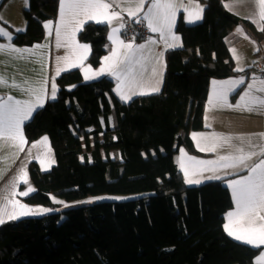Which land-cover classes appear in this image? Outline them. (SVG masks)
<instances>
[{
	"label": "trees",
	"instance_id": "16d2710c",
	"mask_svg": "<svg viewBox=\"0 0 264 264\" xmlns=\"http://www.w3.org/2000/svg\"><path fill=\"white\" fill-rule=\"evenodd\" d=\"M199 1L204 4L200 22L188 25L178 18L175 31L183 44L165 53L160 92L124 103L114 93L112 77L84 80L74 68L54 79L55 98H48L23 127L28 143L46 135L55 157L48 171L28 164L34 191L23 198L27 203L56 208L52 196L141 195L2 223L0 264L253 262L259 248L225 232V213L233 205L225 178L188 185L174 154L181 146L199 154L190 132L204 128L210 81L251 69L234 71L227 35L243 25L260 51L264 32L227 11L223 0ZM57 5L58 0H29L25 29L14 31V43L41 41L43 21L55 18ZM107 30L106 23L87 22L78 33L79 41L90 45L92 66L109 50ZM116 150L118 155L112 154Z\"/></svg>",
	"mask_w": 264,
	"mask_h": 264
},
{
	"label": "crops",
	"instance_id": "0c3cea01",
	"mask_svg": "<svg viewBox=\"0 0 264 264\" xmlns=\"http://www.w3.org/2000/svg\"><path fill=\"white\" fill-rule=\"evenodd\" d=\"M68 2L70 0H64L65 5ZM102 2L112 4V7L107 10H97L93 20H88L84 16L78 17V19L84 20V25L87 22L97 23V20L103 21L105 13L109 16L113 11L120 13L119 18H111L106 23L108 25L109 50L101 57L97 66H92L87 62L90 53L89 43L78 39V33L83 25L74 34H72V28L75 27V21H73L71 27L65 29V21L70 19V14L65 7L63 19L61 18V0H58L55 18L43 21L44 35L41 41L30 45L14 43V31L19 32L17 29H20V31L25 29L26 20L23 11L27 9L29 0H0V33L6 34H0V44H11L20 49L32 50V52L17 53L5 48L0 51V75H3L8 81L7 85H0V98H3L0 102H8L7 98L11 96V102L13 103L19 100L22 104H30L33 108L28 119L30 120L32 115L45 105L47 99L51 98L54 79L65 72L64 69L68 71L74 68L80 69L84 80H92L103 75L112 77L114 80V93L124 103L129 102L136 96L160 92L163 87L166 69L165 53L169 49L180 48L183 44L180 34L175 31L178 18L181 16L183 22L188 25L200 22L203 17L204 4L199 0H170L176 5L174 15L171 17V33L179 39L173 41L169 38L166 44L160 38L159 32H152L148 29L147 20H144V15L152 3L165 2V0H143V8L138 13L137 19L143 21L148 33L140 39L125 37L123 35L124 27H121L127 19L132 20L128 15V10L136 11V4L140 0H102ZM223 5L227 11L251 22L258 31L264 29V18L261 16L264 9L261 7V0H223ZM190 16L193 22H189ZM196 16L200 18L196 20ZM45 25H48V27ZM57 29L60 33L59 39ZM113 29H119V31L113 34ZM66 31L67 35L65 34ZM110 37L112 38L110 39ZM121 41L132 43L133 48L136 49L134 56L127 62L128 71L127 75L122 77L123 83L118 81L115 75L109 74V70L115 61L117 59L123 60L122 53L128 51L122 46ZM152 41H155V43H152ZM225 41L233 59L234 67L243 68L244 70L250 67L251 69L246 73L210 81L203 111L204 128L190 132L193 147L199 154L190 153L185 147L181 146L174 154V161L185 182L187 179L200 181L192 184L186 182L188 185H198L207 181L225 178L223 183L229 189L233 202L232 207L225 213V232L227 235L228 231H232L237 236L248 237L251 235L247 231L248 226L237 223L238 218L236 216L230 218L228 215L230 212L235 213L237 211L230 183L248 175V169L239 164L236 167H224L223 165L232 164L233 160L221 161L220 157H237L255 152L256 155L245 161L249 168L264 159V105L258 104L259 100L264 99V92L257 91V89L264 88V82H262L264 77L258 74L256 67L264 56V39L261 41L262 49L259 51L256 40L246 32L243 25H237L230 31ZM168 44L179 46L169 47ZM34 45H41V47L33 49ZM84 45H87V47H82ZM140 45L145 47L141 49L139 48ZM113 51L117 53L116 57H112ZM105 57L110 59L105 60ZM58 69L61 70L59 75H57ZM101 69H104V73L97 75ZM253 74H255V80L252 79ZM230 79H244L245 82L235 91L228 92L223 102L217 103L215 93L220 89L221 82ZM13 81L20 87H12ZM45 81H47V84ZM213 81L216 84H213ZM249 84L252 85L251 88H248ZM225 87L231 88L233 85L227 84ZM153 89H158V91H153ZM56 92L57 88L55 86V95ZM245 92H247V95L244 96V99H241ZM37 96L40 97L39 100H37ZM124 97H129V99ZM210 98L211 103L209 102ZM37 104L42 106L37 107ZM246 105L247 107H245ZM28 120L21 124V133L25 143L20 144L18 140L13 142L8 138H0V205H3L4 197L7 196L9 199L18 200L30 207L41 206L45 208V206L39 204L27 203L23 199L26 196L19 194L15 197L11 196L14 186L18 193L26 191L28 187L34 189L28 175V164L30 162H36L41 171L48 170L55 163L53 149L46 135L31 143L27 142L23 127ZM21 147L23 151H20ZM201 148L205 150L201 151ZM114 153L118 155V150L112 151V154ZM199 161H216L217 163L201 164ZM181 163L184 165L183 169ZM21 169L25 171L22 180L20 179ZM185 172H187V177ZM214 176H219L220 179L209 178ZM23 181H27V183ZM0 218H3L5 222L11 221L7 216ZM225 225H228L227 230ZM256 227L258 228L259 225L257 224ZM229 237L237 240L234 236ZM237 241L242 242L241 240ZM258 248L259 253L251 264H257V260L264 253V245Z\"/></svg>",
	"mask_w": 264,
	"mask_h": 264
},
{
	"label": "snow or ice",
	"instance_id": "6c2138e0",
	"mask_svg": "<svg viewBox=\"0 0 264 264\" xmlns=\"http://www.w3.org/2000/svg\"><path fill=\"white\" fill-rule=\"evenodd\" d=\"M67 8L70 19L65 21V29L67 30L69 27L72 26L73 21H75V27L72 28V34L76 30H79L80 26L83 25L84 20L78 19V17L84 16L87 17L88 20L95 19V15L97 10H107L112 7V4L104 3L102 0H70L66 5L64 4V0H61V18L63 19L64 9ZM261 7L264 9V0H261ZM143 8V0H140L138 4H136V11L128 10V15L132 18L134 23H142L143 21L137 19L138 13ZM176 5L170 2V0H165V2H154L149 7L147 13L144 15V20H147V27L152 32H159L160 38L168 43L169 38L173 41L179 39L177 36L171 33V17L174 15V9ZM262 18H264V11L261 12ZM120 13L117 11H113L111 16L107 13L104 14V20H97V23H107L110 21L111 18H119ZM200 17L196 16L195 19L198 20ZM189 22H193L192 17L190 16ZM48 27V25H45ZM124 27V25H121ZM20 31V29H17ZM119 29H113V34L118 32ZM264 31V29H262ZM4 34L5 33H0ZM59 29H57V37L59 39ZM68 34L67 31L65 33ZM112 37H110L111 39ZM10 39V37H9ZM122 46L127 49L122 53L124 59L120 60L117 59L113 66L109 70V74L115 75L118 81L123 83L122 77L127 75L128 65L127 62L134 56L136 49L133 48L132 43H124L123 41L120 42ZM155 43V41H152ZM59 46V44H58ZM169 47H177L179 45L175 44H168ZM41 45H34L33 49L40 48ZM82 47H87L84 45ZM144 45H140L139 48H144ZM7 48L9 51L23 53V52H32L31 49H20L11 44L5 45L0 44V51H3ZM235 50L233 49V52ZM117 53L113 51L112 57H116ZM64 59V58H60ZM105 60L110 59L109 57H105ZM65 71L67 69H64ZM60 69L57 70V75L60 74ZM234 71H244L243 68H236ZM104 69H101L100 73L97 75L103 74ZM88 78V77H86ZM252 79L255 80V74H253ZM244 79L232 80L221 82L220 89L215 93V99L217 103L223 102L226 99V95L228 92L235 91L241 84H244ZM264 82V81H262ZM8 81L3 76L0 75V85H7ZM47 84V81H45ZM213 84H216L213 81ZM231 84L233 87L226 88L225 85ZM12 87H20L15 81L12 82ZM252 85L249 84L248 88H251ZM31 91V89H29ZM119 91V88L117 89ZM153 91H158V89H153ZM258 92H264V88L257 89ZM247 95V92L241 96V99H244V96ZM51 98H55V85H52V96ZM125 99H129V97H124ZM40 97L37 96V100ZM3 98H0L2 101ZM8 102H0V138H8L11 139L13 142L19 141L20 144L25 143L23 135L21 133V124L28 120L31 116L33 108L30 104L24 103L22 104L21 101L16 100L14 103L12 101V97L9 96L7 98ZM210 103L211 98H210ZM259 105H264V99L258 101ZM42 106L37 104V107ZM239 106V105H237ZM247 107V105L245 106ZM195 138V134H194ZM46 139V138H45ZM199 147V145H197ZM201 151L205 149L201 148ZM20 151H23V148H20ZM256 155L255 152H251L247 155H240L237 157H220L221 161L224 160H233V163L230 165H223L224 167H236L237 164L243 165V167L248 169L249 174L246 176H242L239 179H236L230 183V187H232L233 196L235 198L236 209L235 213L230 212L228 215L229 217L236 216L237 223H243L248 226L247 231L251 233L248 237H242L235 235L232 231H228L229 236H234L235 239L241 240L245 244L252 245L254 247H260L264 245V159L260 160L259 163H256L252 167H248L245 161L251 159L252 156ZM201 164H214L217 163L216 161H199ZM181 168H184L183 163H181ZM25 175L24 169H21V177ZM185 176L187 177V172H185ZM210 179H220L219 176L209 177ZM27 183V181H23ZM189 184L192 183H199L198 180H191L187 179L186 181ZM34 189L28 187L24 192H17L15 190V186L13 191L11 192V196L15 197L17 194L21 196H28ZM58 203H62L57 201ZM67 206V205H65ZM10 208V210H9ZM49 211H54V209H47L41 206L30 207L28 205L20 203L18 200L9 199L7 196L4 197L3 205H0V217L7 216L8 219L16 220L21 219L27 216H35V215H44ZM5 223L3 218H0V224ZM259 225L257 228L256 225ZM226 230L228 229V225H225ZM257 264H264V253H262L261 257L257 260Z\"/></svg>",
	"mask_w": 264,
	"mask_h": 264
},
{
	"label": "rangeland",
	"instance_id": "374dc122",
	"mask_svg": "<svg viewBox=\"0 0 264 264\" xmlns=\"http://www.w3.org/2000/svg\"><path fill=\"white\" fill-rule=\"evenodd\" d=\"M127 20H129V19H127ZM48 170H46V171H48ZM139 195H141V194L140 193L139 194H136V193H130V194L101 193V194L85 196V197H82V198H76V199H72V200H65V199H62V198H59V197L52 196L51 197L52 202L56 203L58 205V207L50 208V207H46L45 206V208L54 209V211H58V210H64V209H68V208H71V207L84 205V204H90V203H93L95 201H101V200H125V199L134 198V197L139 196ZM57 201L62 202V203H58ZM65 205H67V206H65ZM50 212H52V211H49L47 213H50ZM35 216L37 217V216H42V215H35Z\"/></svg>",
	"mask_w": 264,
	"mask_h": 264
},
{
	"label": "built area",
	"instance_id": "2783aa9c",
	"mask_svg": "<svg viewBox=\"0 0 264 264\" xmlns=\"http://www.w3.org/2000/svg\"><path fill=\"white\" fill-rule=\"evenodd\" d=\"M148 33L147 28L142 23H134L132 20H126L123 28V35L127 38H134L136 35L145 36ZM257 72L264 77V56L256 65Z\"/></svg>",
	"mask_w": 264,
	"mask_h": 264
}]
</instances>
